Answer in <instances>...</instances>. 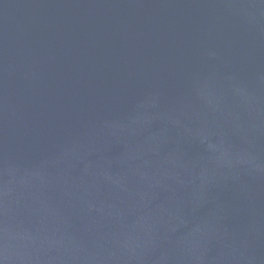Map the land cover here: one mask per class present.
<instances>
[{"label":"water","instance_id":"95a60500","mask_svg":"<svg viewBox=\"0 0 264 264\" xmlns=\"http://www.w3.org/2000/svg\"><path fill=\"white\" fill-rule=\"evenodd\" d=\"M0 264H264V0H0Z\"/></svg>","mask_w":264,"mask_h":264}]
</instances>
